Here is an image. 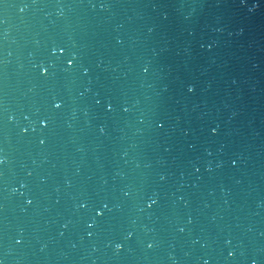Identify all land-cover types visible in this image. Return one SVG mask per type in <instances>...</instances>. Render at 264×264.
Instances as JSON below:
<instances>
[{
    "label": "water",
    "instance_id": "1",
    "mask_svg": "<svg viewBox=\"0 0 264 264\" xmlns=\"http://www.w3.org/2000/svg\"><path fill=\"white\" fill-rule=\"evenodd\" d=\"M0 264H264V0H0Z\"/></svg>",
    "mask_w": 264,
    "mask_h": 264
}]
</instances>
